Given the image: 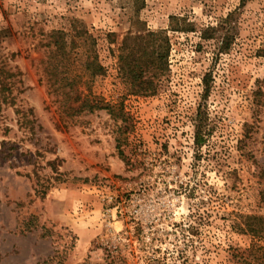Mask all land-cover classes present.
Masks as SVG:
<instances>
[{"label":"rangeland","instance_id":"obj_1","mask_svg":"<svg viewBox=\"0 0 264 264\" xmlns=\"http://www.w3.org/2000/svg\"><path fill=\"white\" fill-rule=\"evenodd\" d=\"M141 3L0 0V264H253L264 247L248 226L264 216V0ZM75 20L92 36L75 51L80 91L110 107L70 115L44 68L49 35L71 38ZM147 31L170 40L153 95L122 70ZM133 193L165 214L112 253L105 198Z\"/></svg>","mask_w":264,"mask_h":264},{"label":"trees","instance_id":"obj_2","mask_svg":"<svg viewBox=\"0 0 264 264\" xmlns=\"http://www.w3.org/2000/svg\"><path fill=\"white\" fill-rule=\"evenodd\" d=\"M135 4H138L139 0H133ZM245 0H242V4ZM144 6V0L140 5V8ZM78 21H74V34L71 38H68V33L63 30H54L49 35L48 45L52 48L50 54L45 63L44 72L48 76L47 84L50 93L60 95L64 106H68V113L70 115L78 114L81 112L93 113L96 110L108 109L110 106L104 105L103 101L95 96L84 97L80 91L78 85L79 75L75 74V67L78 64L75 51L83 47L91 39L92 36L88 34L87 30L76 27ZM158 33L147 31V39L144 37H135L137 42L129 55L122 56L123 66L122 70L126 79L130 82V89L135 93H144L153 95L157 91L158 81L163 76L164 71L168 69V57L170 51V40L165 35L163 41L165 47L157 46L154 39ZM80 37V38H79ZM128 38L126 39V41ZM139 40V41H138ZM162 40V39H161ZM129 56L133 58L128 59ZM264 56V50H263ZM82 69L86 73L90 74V77L102 74L104 68L98 61L87 57L84 63L81 65ZM6 78H14L17 74L11 71H2ZM19 75V74H18ZM21 82V81H19ZM15 83V82H14ZM14 85V84H13ZM1 91L10 90V85L6 83V80L0 81ZM7 100V97H4ZM4 100V102H5ZM10 105H15V99H12ZM32 109H28L29 113H32ZM16 113H23L22 110H16ZM33 124L34 120H30ZM198 145H202L203 139L199 137L196 139ZM261 200L264 202V190L261 191ZM256 221L255 224L248 223L249 231L255 234L264 235V216L248 217ZM25 230L32 228V223L24 224ZM248 256L255 254V262L253 264H264V247L252 246L248 249ZM249 258V257H247ZM246 258L245 264H251Z\"/></svg>","mask_w":264,"mask_h":264},{"label":"built area","instance_id":"obj_3","mask_svg":"<svg viewBox=\"0 0 264 264\" xmlns=\"http://www.w3.org/2000/svg\"><path fill=\"white\" fill-rule=\"evenodd\" d=\"M144 191H142L143 193ZM112 206L104 209L102 218L106 222V230L109 233V239L104 243L112 253L125 255V247H132L130 243L135 237L134 229L140 226L142 229L149 230L150 225L160 220L165 209L161 201L153 204L147 196L133 193L125 199L118 196H107ZM149 201V202H147ZM114 202V203H113ZM181 201L176 200L172 205V213L178 214L181 211ZM130 223V224H129ZM116 224L119 227H116ZM145 239L149 240V237ZM136 243L133 242V244ZM127 249V248H126Z\"/></svg>","mask_w":264,"mask_h":264}]
</instances>
